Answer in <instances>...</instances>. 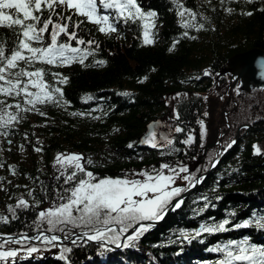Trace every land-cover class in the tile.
I'll return each mask as SVG.
<instances>
[{"label": "trees", "instance_id": "1", "mask_svg": "<svg viewBox=\"0 0 264 264\" xmlns=\"http://www.w3.org/2000/svg\"><path fill=\"white\" fill-rule=\"evenodd\" d=\"M139 3L144 10L157 13L155 27L150 29L153 43L144 44L142 21L110 20L117 31L109 35L85 22L77 30L79 35L85 40L94 39L99 47L77 46L71 42L89 53L83 65L78 62L55 67L35 65L46 69V82L62 88L64 97L58 105L38 104L37 108L45 116L36 111L20 112L23 119L8 130L7 137L0 136V163L3 164L0 215L9 218L8 223H0V233L48 231L49 225L39 220L38 213L50 208L53 202L61 203L58 193L63 194L69 187L64 184L63 170L55 160L58 153L82 155L85 159L81 163L97 179L152 172L167 164L176 172L164 169V174L177 173L174 183L181 181V188L187 189L197 176L207 172L235 138L238 141L197 190L164 220L144 232L133 242L134 246L115 248L111 246L113 243L83 242L62 244L60 251L55 252V244L24 241L25 246L34 245L41 250L30 257L20 250L15 259L0 261V264H65L58 259L64 247L72 249L64 254L69 264H75L74 254L78 253L86 258L79 264H217L223 254L213 249L231 241L248 238L250 244L264 247V230L258 229L255 222L247 228L234 227L249 220L254 213L264 216V178L262 168L257 165L258 156L264 158V87L244 90L240 81L232 86L231 74H220L232 55L250 48L264 49V0L253 3L139 0ZM183 9L194 13L195 20L188 12L181 17L179 12ZM57 11L71 15L63 8ZM245 12L252 15H244ZM47 14L45 10L44 15ZM73 19L83 18L74 16ZM185 23L192 26L185 28ZM14 38L13 29L0 27V40L6 41L8 47L14 46ZM100 60L105 64L97 63ZM53 72L66 76L68 83L56 84ZM209 97L222 100L226 113L219 126V132L223 133L220 152L217 147L207 151L203 162L196 165L202 156L205 137L201 135L200 122L204 124L201 112ZM0 99L15 104L23 98L0 96ZM176 127L183 131L176 132ZM145 131L154 134L161 147H137L139 136ZM188 136L193 137L191 144L184 143ZM168 139L173 141L171 149L174 150L160 154ZM253 145L259 148V155L255 154ZM37 147L42 151H34ZM88 160L92 163H86ZM9 166L14 167L15 174L9 172ZM181 167L188 171L179 172ZM73 170L69 168L68 172ZM20 198L29 207L16 208L13 218L8 206L15 207ZM32 206L40 209L35 211ZM225 220L229 221L225 225L228 230L195 235L201 231L202 224L208 222L214 227ZM59 227L71 233L87 230L71 224ZM184 236L190 238L188 242L183 240ZM0 243L4 244L3 250L21 249L20 244Z\"/></svg>", "mask_w": 264, "mask_h": 264}, {"label": "snow or ice", "instance_id": "2", "mask_svg": "<svg viewBox=\"0 0 264 264\" xmlns=\"http://www.w3.org/2000/svg\"><path fill=\"white\" fill-rule=\"evenodd\" d=\"M253 2L254 0H245V3ZM57 8L66 9L71 15H64L63 12H58ZM181 8H183L182 5ZM45 10L48 12L46 16L44 15ZM185 12H188L195 20V14L188 9H183L179 15L183 17ZM243 14L252 15L251 12ZM74 16L83 19L74 20ZM156 17L157 13L153 10H144L139 0H0V27L13 29L15 35L13 47H8L6 41L0 40V96L13 99L23 98L22 102L15 104L8 103L6 99H0V130H2L0 136L7 137L8 130L23 119L19 116L20 112L36 111L41 116H45L46 114L37 108L38 104L58 105L61 103L64 97L62 88L50 86L45 80L46 69L37 68L35 65L69 66L76 62L83 65L89 53L86 50L82 52L80 47H74L71 42L74 41L77 46L95 45L99 47L94 39L85 40L79 35L77 30H80L85 22L96 25L98 32L109 35L117 31L115 24L110 20L115 22L120 20L142 21L144 44L147 45L153 43L150 39V29L155 27ZM191 26L188 23L183 24L185 28ZM200 28H203V25H200ZM184 35H187V32ZM190 38L195 39V37ZM174 47L175 45L169 51H172ZM97 63L104 65L105 61L100 60ZM204 74L208 75V72L205 71ZM52 76L56 84L68 83V78L60 73L53 72ZM11 109H15V112L10 111ZM72 115L78 114L72 113ZM176 118L179 119V116L177 115ZM200 123L203 136L204 124L202 121ZM175 131L181 132L183 129L176 127ZM8 142L11 143L10 140ZM192 142V136H188L184 141L187 144ZM142 143L149 144L153 148L160 146L154 134H150ZM234 143L235 141H232L228 147L230 148ZM172 144L173 141L168 139L163 147H169L171 151L174 150L171 149ZM129 147L132 145L130 144ZM253 148L255 154L259 155V148L256 145H253ZM34 151L41 152L42 148H34ZM84 159L80 154H57L56 163L63 170L61 176L64 184L69 187L64 189L63 194L58 193L57 198L62 201L61 203L53 202L50 208L38 213L39 220L49 225L48 231L63 232L65 240L70 238L71 231L65 232L63 227H59L60 225L71 224L73 227L87 229L78 234L77 239H71L73 245H78L79 239H86L87 241H103L104 244L113 243L116 247L134 246L133 242L138 241L140 236L155 222L163 219L167 211L181 206V200H177L174 204L172 201L185 189L171 187L175 178L172 175H165L164 169H169L171 172H176V170L167 164L161 165L159 170L153 169L152 172L140 171L125 173L120 178L97 179L93 172L87 171L81 163ZM86 163L91 164L92 162L88 160ZM0 167H3L2 163ZM69 168L75 170L68 172ZM187 171L186 167L179 169V172ZM9 172L15 174L14 167L9 166ZM81 173L83 176L80 175ZM136 177H143V179ZM184 178L188 179V177ZM57 179L60 177L58 176ZM196 182L198 183L199 180ZM0 190L3 189L0 188ZM28 194L31 196L32 191L30 190ZM21 207H29L28 202L23 198L18 200L15 207L8 206V211L15 218V209ZM8 222L7 216L0 215V223ZM253 222L258 229L264 230V216L258 217L255 213L249 220L234 225V227L247 228ZM228 223L229 221L225 220L214 227L201 225V231L196 232L195 235L198 236L201 232L226 231L228 229L225 225ZM115 225H119V228L117 229ZM129 229H132V234L127 235L121 245L119 243L121 236ZM60 239L56 235L23 236L20 240L11 236H0V240L5 243L21 245V249L3 250L4 244L0 243V261L15 259L20 250L26 251L29 257L41 250L34 245L25 246L24 241L38 240L44 244H53V242H59ZM213 250L223 254L218 264H264V247L250 244L248 238L240 242L231 241ZM71 251L69 247L62 248L58 259L69 264L64 254Z\"/></svg>", "mask_w": 264, "mask_h": 264}, {"label": "water", "instance_id": "3", "mask_svg": "<svg viewBox=\"0 0 264 264\" xmlns=\"http://www.w3.org/2000/svg\"><path fill=\"white\" fill-rule=\"evenodd\" d=\"M229 73L233 76L235 84L237 81H240L241 87L244 90H247L251 87H264V49L260 48H250L248 50L238 52L234 55H232L230 58H228L226 65L224 68L220 71V74H226ZM249 128V126H247ZM149 132H143L139 136V141L137 142L136 146L137 147H145L148 146L146 143H142V141L148 136ZM235 143L232 144V146L226 150H224L219 158H217L209 170L205 172L203 175L198 176L192 185L187 188L185 191L182 192V194L176 198L173 199L172 203L174 204L177 200L184 201L192 192L196 191L197 188L202 184L204 179L213 172V170L216 168V166L224 159V157L227 155V153L232 149V147L236 144L238 141V138H235ZM207 148V146H206ZM257 165L262 168L261 172L264 178V158L258 156V162ZM201 178V179H200ZM199 180L197 183L196 181ZM173 210L167 211L166 215L163 217V219L171 213ZM163 219L155 222L153 226L156 224L160 223ZM143 223H152V222H143ZM139 227V225H137ZM78 234L77 233H72L70 238L65 240L64 236L61 234L57 233H50L48 231H39L34 234H28V233H23V234H0V236H11L14 239L20 240L22 239L23 236H28V237H36V236H51V235H56L60 237L59 242H55L57 244H67L71 243V239H77ZM132 234V229H130L124 236L126 237L127 235ZM185 241H189V238H184ZM2 241V240H0ZM27 242H39L38 240L33 241V240H27ZM79 242H98V241H87L86 239H80ZM100 242V241H99Z\"/></svg>", "mask_w": 264, "mask_h": 264}, {"label": "rangeland", "instance_id": "4", "mask_svg": "<svg viewBox=\"0 0 264 264\" xmlns=\"http://www.w3.org/2000/svg\"><path fill=\"white\" fill-rule=\"evenodd\" d=\"M233 82H234V78H233ZM238 82L239 81H237L235 84H237ZM235 84L232 83V86L235 85ZM240 87H241V85H240ZM201 113H202V119L204 121V131H205L204 135H205V137H204V146L201 148L202 156L199 159L196 160V165L198 163H202L203 162L207 151L212 150L215 147H217V149H218V147H220V143H221L220 139H221V136L223 135V133L219 132V126L225 120V114H226L225 112H223L222 100H219L218 97H216V98H214V97L206 98V104H205V107L203 108ZM238 132H239V128L237 130V133ZM206 146H207V148H206ZM159 147H161V145ZM167 150L170 151L169 147H163V150H160L159 153L163 154L164 151H167ZM198 151H200V149H198ZM169 174L170 173L165 174V175H169ZM172 176H174V178H175L177 176V173H173ZM136 178L137 179H143V177H136ZM180 182L172 183L171 187H182V185H179ZM202 225L210 227V224L208 222H206V223H204ZM186 237L189 238L188 236H184V238H186ZM125 238L126 237L124 236V239ZM124 239L121 242H123ZM121 242H120V244H121ZM88 243H91V242H88ZM60 246H61L60 244L56 243L57 251H55V252L60 251ZM74 256H75L74 257L75 264H79V262H84L86 260V258H82V256H84L83 254L78 253V254H74ZM217 264H218V261H217Z\"/></svg>", "mask_w": 264, "mask_h": 264}, {"label": "flooded vegetation", "instance_id": "5", "mask_svg": "<svg viewBox=\"0 0 264 264\" xmlns=\"http://www.w3.org/2000/svg\"><path fill=\"white\" fill-rule=\"evenodd\" d=\"M51 180H53V179H51ZM33 207V209L35 210V211H38L40 208H35L34 206H32ZM42 210V209H41Z\"/></svg>", "mask_w": 264, "mask_h": 264}, {"label": "bare ground", "instance_id": "6", "mask_svg": "<svg viewBox=\"0 0 264 264\" xmlns=\"http://www.w3.org/2000/svg\"><path fill=\"white\" fill-rule=\"evenodd\" d=\"M164 220V219H163Z\"/></svg>", "mask_w": 264, "mask_h": 264}]
</instances>
